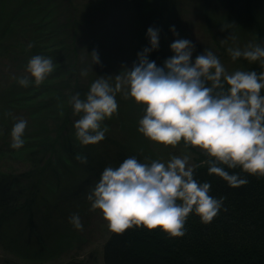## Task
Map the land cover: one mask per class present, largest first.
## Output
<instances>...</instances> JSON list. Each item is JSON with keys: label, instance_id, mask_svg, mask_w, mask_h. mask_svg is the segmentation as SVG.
Segmentation results:
<instances>
[{"label": "clouds", "instance_id": "1", "mask_svg": "<svg viewBox=\"0 0 264 264\" xmlns=\"http://www.w3.org/2000/svg\"><path fill=\"white\" fill-rule=\"evenodd\" d=\"M160 31L148 28L151 47L137 53L138 60L132 67L123 68L115 76L114 87L109 83L111 76L100 77L91 84L86 99H81L79 93L70 98L74 114L80 115L74 123L78 141L86 146L105 139L108 128H102L101 124L117 112L116 93L123 92L125 99L130 96L146 105L138 131L151 141L175 147L183 140L185 148L204 150L210 157L205 161L208 174L221 177L231 188L249 181L239 174H230L223 165L264 176V95H261L264 71L229 73L208 49L193 62L195 45L184 38L171 43L174 55L158 67L148 55L158 50ZM171 31L179 37L175 26ZM229 39L235 41L236 37L232 34L222 43ZM227 51L233 61L240 58L250 63L259 61L264 68V46L259 43L249 42L243 48L229 47ZM90 55L94 64L100 63L97 51ZM54 67L52 58L36 55L29 60L26 71L39 86ZM82 75L86 76L87 71ZM30 82L27 76L18 80L24 87ZM26 126L23 119L14 124L11 148L20 149L24 145ZM76 159L87 163L82 155L78 154ZM190 159L189 154H184L172 156L167 163L159 160L142 163L131 156L118 167H106L87 195L91 210H101L109 230L116 234L143 226L182 237L186 218L193 211L202 223H211L221 210L223 198L210 196V183H200L194 178ZM70 223L82 230L78 214L70 217Z\"/></svg>", "mask_w": 264, "mask_h": 264}, {"label": "trees", "instance_id": "2", "mask_svg": "<svg viewBox=\"0 0 264 264\" xmlns=\"http://www.w3.org/2000/svg\"><path fill=\"white\" fill-rule=\"evenodd\" d=\"M35 1H22L7 17L0 9V59L19 54L16 48L22 46L23 61L42 55L52 58L55 66L39 86L31 76H27L29 86L18 83L19 78L26 76L27 67H19L11 76L10 69L0 71V156L22 153L31 162L29 170L17 175L0 169V227L21 209L34 226L33 206L44 177H59L64 163L78 161V154L86 157L91 166L90 158L94 156L92 145H82L76 138L74 123L80 115L74 114L69 103L77 93L86 99L90 90L86 87L92 84L85 88L81 84L82 71L87 67L84 69L86 64H81L83 28L79 11L73 0ZM216 1L264 46V0ZM160 30L159 48L151 60L164 64L170 29L165 26ZM253 70L259 73L264 68L253 64L248 71ZM20 119L27 121L25 143L20 149H13L11 131ZM200 154L202 162L194 166V178L210 183V196L223 198L221 210L211 223H202L193 211L186 218L182 237L143 226H133L122 234L112 232L103 247L104 264H264V176L223 165L230 174H239L249 181L231 188L221 177L208 174L205 161L210 157ZM116 157L118 164L126 159L121 151ZM27 192L30 197L21 202Z\"/></svg>", "mask_w": 264, "mask_h": 264}, {"label": "rangeland", "instance_id": "3", "mask_svg": "<svg viewBox=\"0 0 264 264\" xmlns=\"http://www.w3.org/2000/svg\"><path fill=\"white\" fill-rule=\"evenodd\" d=\"M22 1L25 2L0 0L1 14L7 17ZM38 1L41 0L35 2ZM73 2L82 19L81 64H86L84 69L87 67L86 71L88 70L87 75L81 77L83 88L100 77L110 76L109 83L114 87L115 76L123 68L132 67L138 60L137 53L142 52L145 47H151L147 37L149 27L163 29L167 26L170 29L166 42V59L174 55L170 48L171 43L178 38H184L195 45L193 62L197 55L208 49L219 58L229 73L237 70L248 71L253 64L261 65L259 61L250 63L243 58L232 60L227 51L229 47L243 48L249 42H257L254 35L230 16L216 0ZM172 26H175L179 37L171 31ZM232 34L236 37L235 41L229 39L227 43H222V40ZM16 50L19 54L12 53L9 57L0 59V71L10 69L9 76L19 67L26 68L28 65V60L23 61L22 46ZM94 50L99 55V64H94L90 55ZM154 51L149 53V60L152 59ZM11 56L17 58L13 59ZM156 64L158 67L163 66L160 62ZM26 76L30 77V74L26 72ZM115 98L117 112L101 124L108 131L103 141L92 145L94 156L90 158L91 166L88 161L84 164L79 161L64 163L59 177L54 174L44 177L37 203L33 206L34 226L29 224V216L23 209L1 225L0 264H66L75 261L104 264L103 247L112 232L102 211L91 210L87 195L98 183L106 167L119 166L116 153L121 151L126 158L135 156L142 163L153 160L167 163L172 156L184 154L190 155V164L193 167L202 162L200 153L205 154L204 150L193 146L185 148L183 140L173 147L146 138L138 131L139 120L145 114L146 105L137 103L130 96L125 99L123 92L116 93ZM79 118L80 116L75 121ZM24 155L19 153L15 156H0V169L16 175L29 170L31 162ZM27 196L30 197V193L22 196L21 202ZM74 214L79 215L82 230L76 229L70 223V217Z\"/></svg>", "mask_w": 264, "mask_h": 264}]
</instances>
